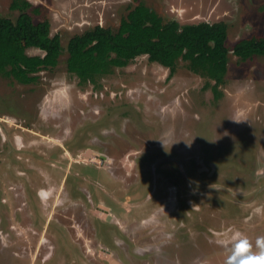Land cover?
<instances>
[{
  "label": "rangeland",
  "instance_id": "rangeland-1",
  "mask_svg": "<svg viewBox=\"0 0 264 264\" xmlns=\"http://www.w3.org/2000/svg\"><path fill=\"white\" fill-rule=\"evenodd\" d=\"M30 1L63 51L34 82L0 75V264H225L236 233L255 246L264 55L230 51L215 97L203 87L214 80L186 61L168 76L146 54L79 83L65 47L96 24L117 28L142 2L164 22H226L231 48L264 36V0ZM10 2L0 16L14 19Z\"/></svg>",
  "mask_w": 264,
  "mask_h": 264
},
{
  "label": "trees",
  "instance_id": "trees-1",
  "mask_svg": "<svg viewBox=\"0 0 264 264\" xmlns=\"http://www.w3.org/2000/svg\"><path fill=\"white\" fill-rule=\"evenodd\" d=\"M32 7L30 0H11L10 8L18 10L17 16H0V75L21 83L34 82L35 73L55 66L63 51L60 35L51 32L49 19L34 20L29 11ZM226 39L224 21L164 22L154 9L140 2L115 29L96 24L72 35L65 47L66 70L76 74L79 83L94 85L97 77L141 54L167 67L168 76L182 59L191 71L214 80L203 87L210 86L216 97L219 83L225 80L230 51L241 59L264 55V36L242 37L231 48ZM29 49L41 52L30 53Z\"/></svg>",
  "mask_w": 264,
  "mask_h": 264
},
{
  "label": "clouds",
  "instance_id": "clouds-1",
  "mask_svg": "<svg viewBox=\"0 0 264 264\" xmlns=\"http://www.w3.org/2000/svg\"><path fill=\"white\" fill-rule=\"evenodd\" d=\"M229 252L225 264H264V236L257 237L254 246L247 237L236 233Z\"/></svg>",
  "mask_w": 264,
  "mask_h": 264
},
{
  "label": "flooded vegetation",
  "instance_id": "flooded-vegetation-1",
  "mask_svg": "<svg viewBox=\"0 0 264 264\" xmlns=\"http://www.w3.org/2000/svg\"><path fill=\"white\" fill-rule=\"evenodd\" d=\"M95 156H96V157H99V158H102V157L105 156V154H103V153H98V154H95ZM105 157H106V156H105ZM180 224H181V225H184L185 222H184V221H180Z\"/></svg>",
  "mask_w": 264,
  "mask_h": 264
}]
</instances>
